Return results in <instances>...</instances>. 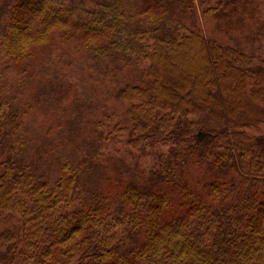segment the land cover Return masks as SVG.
I'll use <instances>...</instances> for the list:
<instances>
[{
  "label": "trees",
  "instance_id": "trees-1",
  "mask_svg": "<svg viewBox=\"0 0 264 264\" xmlns=\"http://www.w3.org/2000/svg\"><path fill=\"white\" fill-rule=\"evenodd\" d=\"M256 9L0 0V264H264Z\"/></svg>",
  "mask_w": 264,
  "mask_h": 264
},
{
  "label": "rangeland",
  "instance_id": "rangeland-1",
  "mask_svg": "<svg viewBox=\"0 0 264 264\" xmlns=\"http://www.w3.org/2000/svg\"><path fill=\"white\" fill-rule=\"evenodd\" d=\"M216 1L217 0H208L211 5ZM251 1H254L257 5V9L253 16H242L239 20L240 23L234 26H225L222 22L215 23V19L208 18L209 21L205 24V30L213 35H219L222 40L229 41L232 45L235 44L233 40H236L240 44V47L247 49L256 56H259L264 55V0ZM243 4L244 2L241 3V5ZM251 11L252 7L246 6L245 12L248 14ZM124 110V107L121 106L116 108V111L120 116H122V112ZM119 141L123 142L121 139H119ZM107 143L109 149H117L121 155L123 154L128 156L126 153L127 147L124 145V142L118 143V139H116L110 140ZM128 157L131 159L130 156Z\"/></svg>",
  "mask_w": 264,
  "mask_h": 264
}]
</instances>
